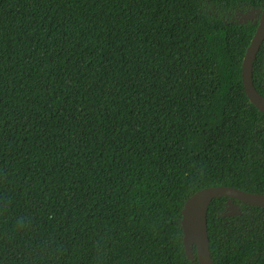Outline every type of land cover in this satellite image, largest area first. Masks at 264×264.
Here are the masks:
<instances>
[{"label":"trees","instance_id":"1","mask_svg":"<svg viewBox=\"0 0 264 264\" xmlns=\"http://www.w3.org/2000/svg\"><path fill=\"white\" fill-rule=\"evenodd\" d=\"M263 8L0 0V264H198L185 201L264 194L241 78ZM251 81L264 97V40ZM206 222L212 264H264L263 208L221 196Z\"/></svg>","mask_w":264,"mask_h":264},{"label":"water","instance_id":"2","mask_svg":"<svg viewBox=\"0 0 264 264\" xmlns=\"http://www.w3.org/2000/svg\"><path fill=\"white\" fill-rule=\"evenodd\" d=\"M259 15V20L255 32L246 48L241 65L242 84L251 104L264 114V97L256 92L251 81V69L253 60L264 40V8L255 15H249L251 18ZM229 197L253 207L264 209V194H252L240 191L231 187H209L204 188L191 197H189L182 209L183 218V248L187 258H192L191 247L196 249V258L198 264H212L209 254V242L207 235L206 213L210 202L217 197ZM230 216L236 214L234 204L229 206Z\"/></svg>","mask_w":264,"mask_h":264}]
</instances>
